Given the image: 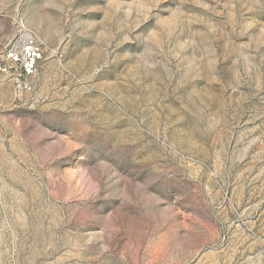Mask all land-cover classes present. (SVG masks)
<instances>
[{
  "label": "rangeland",
  "instance_id": "374dc122",
  "mask_svg": "<svg viewBox=\"0 0 264 264\" xmlns=\"http://www.w3.org/2000/svg\"><path fill=\"white\" fill-rule=\"evenodd\" d=\"M0 264H264V0H0Z\"/></svg>",
  "mask_w": 264,
  "mask_h": 264
},
{
  "label": "built area",
  "instance_id": "2783aa9c",
  "mask_svg": "<svg viewBox=\"0 0 264 264\" xmlns=\"http://www.w3.org/2000/svg\"><path fill=\"white\" fill-rule=\"evenodd\" d=\"M8 55L12 61H20L21 70L24 74H30L33 72L36 61L40 54L38 48H36L34 45L26 44L22 49V57H19V54L12 50L9 51ZM17 87L19 91L30 89V86L27 83L21 81L18 82Z\"/></svg>",
  "mask_w": 264,
  "mask_h": 264
}]
</instances>
